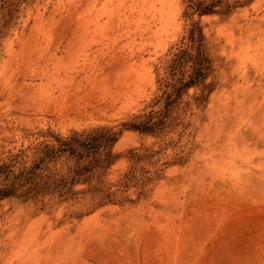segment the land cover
<instances>
[{"label":"rangeland","instance_id":"obj_1","mask_svg":"<svg viewBox=\"0 0 264 264\" xmlns=\"http://www.w3.org/2000/svg\"><path fill=\"white\" fill-rule=\"evenodd\" d=\"M195 24L212 67L162 134L46 163L82 174L66 198H1L11 156L13 180L55 138L159 111ZM0 264H264V0H0Z\"/></svg>","mask_w":264,"mask_h":264},{"label":"trees","instance_id":"obj_2","mask_svg":"<svg viewBox=\"0 0 264 264\" xmlns=\"http://www.w3.org/2000/svg\"><path fill=\"white\" fill-rule=\"evenodd\" d=\"M190 9L199 16L212 14L202 4H192ZM190 15V16H192ZM190 46H180L167 61L165 76L159 81V92L154 98L153 107L159 106V111L132 116L131 120L122 125V130L115 132L111 127H99L82 133L73 132L69 137L55 138V144H44L39 149V159L27 173L18 178L11 179L14 163L18 156H11L8 163L4 164V178L9 181L4 187L1 198H18L24 202L38 200L43 197L66 198L76 183L81 181V175L75 177H58L50 174L37 177L46 163L55 162L63 155H69L79 164L89 158L90 169L99 168L100 164L109 166L110 160L101 162V153L113 147L123 131H135L145 135L162 134L166 129L169 115L181 105L189 91L198 90L207 80L212 61L204 49V35L198 25L193 26L189 36ZM99 158V160L97 159ZM95 161V162H94ZM88 169V170H90ZM85 168L81 171H84Z\"/></svg>","mask_w":264,"mask_h":264}]
</instances>
